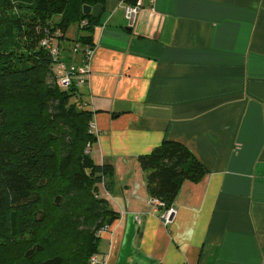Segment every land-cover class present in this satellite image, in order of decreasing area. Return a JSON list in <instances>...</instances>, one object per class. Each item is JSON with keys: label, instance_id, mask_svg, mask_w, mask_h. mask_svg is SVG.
Masks as SVG:
<instances>
[{"label": "crops", "instance_id": "0c3cea01", "mask_svg": "<svg viewBox=\"0 0 264 264\" xmlns=\"http://www.w3.org/2000/svg\"><path fill=\"white\" fill-rule=\"evenodd\" d=\"M137 2L128 27L124 6ZM100 11L81 93L96 127L89 155L114 168L110 190H98L119 216L100 235L99 257L262 264L264 0H103ZM67 31L65 60L84 34ZM163 140L183 143L206 168L181 183L168 225L148 204L138 160Z\"/></svg>", "mask_w": 264, "mask_h": 264}, {"label": "trees", "instance_id": "16d2710c", "mask_svg": "<svg viewBox=\"0 0 264 264\" xmlns=\"http://www.w3.org/2000/svg\"><path fill=\"white\" fill-rule=\"evenodd\" d=\"M0 4L30 11L25 22L15 17L0 21V224L13 216L17 229L16 240L0 243V264H91L90 257L98 254V231L119 216L98 190L100 184L110 190L114 168L95 163L86 152L95 137L89 130L92 112L78 107L82 93L75 86L56 84L52 58L40 41L57 30L63 41L70 23L85 21L78 26L84 34L74 41L93 46L90 34L101 11L96 17L84 14L83 5L102 8L103 0ZM52 13H61V21L42 22ZM138 160L149 196L165 207L185 179L197 180L206 172L175 140H163Z\"/></svg>", "mask_w": 264, "mask_h": 264}, {"label": "built area", "instance_id": "2783aa9c", "mask_svg": "<svg viewBox=\"0 0 264 264\" xmlns=\"http://www.w3.org/2000/svg\"><path fill=\"white\" fill-rule=\"evenodd\" d=\"M139 7L140 2L135 4H127L124 6V17L128 27L133 26ZM84 24L85 21H81L78 26L81 27ZM60 34L61 33L59 30L55 31L53 34L55 37L50 36L47 33L41 39L40 45L49 52L52 58V70L56 84L62 89L75 86L77 91L81 93V88L87 83L90 74V61L94 53V45L83 46L79 42L74 41L69 47L71 59L65 60L63 57H61V43L57 38V36ZM78 56L80 59L76 60V57ZM77 105L78 107H85L86 102L80 97L78 98ZM89 130L93 134L96 133V127L92 119L89 121ZM89 149L90 142L86 145V152H88ZM148 204L153 210L161 209L159 217L164 225H168L172 221V217L175 212L172 205L165 207L164 202L157 197H150ZM110 225H105L102 227L98 231V234L101 235L102 233L109 231ZM104 259V256L99 257L98 254H93L90 257V262L91 264H104ZM262 264H264V259Z\"/></svg>", "mask_w": 264, "mask_h": 264}, {"label": "rangeland", "instance_id": "374dc122", "mask_svg": "<svg viewBox=\"0 0 264 264\" xmlns=\"http://www.w3.org/2000/svg\"><path fill=\"white\" fill-rule=\"evenodd\" d=\"M27 10V9H26ZM23 10V9H17L14 7H6L3 4H0V21L5 22L9 20L11 17H15L17 19H20L21 21L25 22L28 18V14L30 11ZM62 14L61 13H52V14H46L42 18V22H51V23H58L61 21ZM33 23V21H31ZM78 32H81V29L77 28L76 23H70L68 26V35L77 34ZM79 36V33L76 35ZM55 37V35L53 36ZM13 46H9L8 48H12ZM8 138V136H7ZM4 162V156H3V150L0 149V163ZM13 216L4 219L3 223L0 224V243H11V241L16 240L17 235L13 234L17 229L15 226H12ZM7 222V224H6ZM6 224V225H5ZM12 226V227H11Z\"/></svg>", "mask_w": 264, "mask_h": 264}, {"label": "water", "instance_id": "95a60500", "mask_svg": "<svg viewBox=\"0 0 264 264\" xmlns=\"http://www.w3.org/2000/svg\"><path fill=\"white\" fill-rule=\"evenodd\" d=\"M101 10V5L96 4L94 6L91 5H83V13L84 14H92L94 17H96ZM127 30H130V28H126Z\"/></svg>", "mask_w": 264, "mask_h": 264}]
</instances>
